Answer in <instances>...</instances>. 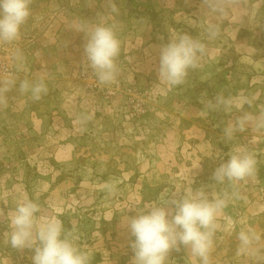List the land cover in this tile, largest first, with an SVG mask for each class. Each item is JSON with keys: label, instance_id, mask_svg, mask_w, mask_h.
Wrapping results in <instances>:
<instances>
[{"label": "rangeland", "instance_id": "obj_1", "mask_svg": "<svg viewBox=\"0 0 264 264\" xmlns=\"http://www.w3.org/2000/svg\"><path fill=\"white\" fill-rule=\"evenodd\" d=\"M223 3L227 15L218 17L203 0H31L20 39L0 44V54L12 61L21 49L17 75L44 77L48 92L33 101L13 90L0 106V264H32L31 250L4 242L5 217L24 199L39 203L41 217L60 213L90 264H132L134 238L123 218L161 195L179 198L201 187L229 197L222 227L264 233V135L238 133L225 142L228 117L206 103L219 94L249 96L264 110V0ZM235 15H250L251 23L239 27ZM77 20L114 28L121 42L114 83L89 78L85 34L72 28ZM210 21L220 25L214 40L204 31ZM179 33L202 40L207 52L168 90L158 79L159 49ZM241 147L256 154V173L215 183L214 170ZM236 246L235 235L226 236L212 264H249ZM168 264L199 262L181 247Z\"/></svg>", "mask_w": 264, "mask_h": 264}, {"label": "clouds", "instance_id": "obj_2", "mask_svg": "<svg viewBox=\"0 0 264 264\" xmlns=\"http://www.w3.org/2000/svg\"><path fill=\"white\" fill-rule=\"evenodd\" d=\"M203 3L218 17L227 15L223 0H203ZM30 4L31 0H0V44L12 45L20 39L22 27L32 14ZM72 28L85 34L87 67L99 84L114 83L119 71L116 61L121 52V42L114 28L81 20ZM204 31L209 40H214L220 33V25L210 21L204 25ZM206 52L202 40L188 33L177 34L159 49L158 79L168 90L182 85L189 71L200 66ZM11 59L14 67L20 70L24 64L22 50L16 48ZM13 90L38 101L47 94L48 87L44 77L22 78L10 72L0 81V106L6 103L7 94ZM206 103L209 112L228 117L222 129L225 142H231L238 133L264 135V110L255 107V97L219 94ZM257 163L256 154L241 147L214 170L213 180L217 184L244 181L256 173ZM106 187L111 190L112 186ZM228 203L229 197L210 196L201 187L179 198L161 195L156 201L144 204L137 215L124 217L122 221L134 238L130 242L132 264H168L170 252L179 251L181 247L199 264H212L217 244L233 234L237 256L246 257L249 264H264V233L253 227L238 230L235 224L225 228L218 223ZM40 212L39 203L32 199L18 202L5 217L8 230L4 233V242L12 249L31 250L32 264H90V252L77 246L76 235L66 232L58 218L60 213L45 218ZM0 216H4L2 209Z\"/></svg>", "mask_w": 264, "mask_h": 264}, {"label": "built area", "instance_id": "obj_3", "mask_svg": "<svg viewBox=\"0 0 264 264\" xmlns=\"http://www.w3.org/2000/svg\"><path fill=\"white\" fill-rule=\"evenodd\" d=\"M10 72H15L17 74L12 61L9 58L5 57L4 55L0 54V81L6 79ZM92 75L93 73L91 72L89 78H91Z\"/></svg>", "mask_w": 264, "mask_h": 264}, {"label": "crops", "instance_id": "obj_4", "mask_svg": "<svg viewBox=\"0 0 264 264\" xmlns=\"http://www.w3.org/2000/svg\"><path fill=\"white\" fill-rule=\"evenodd\" d=\"M241 1V0H240ZM243 10V9H242ZM248 13H250V12H248ZM234 17H238V16H234ZM242 17V15H240L239 17H238V20H235V21H238L240 24H239V27L240 26H244V27H246V26H248L249 25V23H251V17H250V15L245 19V18H243V20H240V18ZM233 26H236L235 24L233 25Z\"/></svg>", "mask_w": 264, "mask_h": 264}]
</instances>
